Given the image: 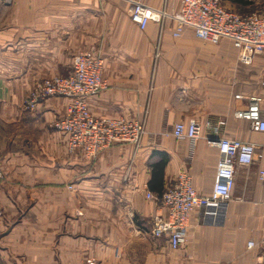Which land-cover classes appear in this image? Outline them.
I'll return each instance as SVG.
<instances>
[{"label": "crops", "instance_id": "crops-1", "mask_svg": "<svg viewBox=\"0 0 264 264\" xmlns=\"http://www.w3.org/2000/svg\"><path fill=\"white\" fill-rule=\"evenodd\" d=\"M142 1L172 14L182 4ZM129 9V0H0V264H264V249L248 248L264 234V133L235 116L251 96L264 98V55L244 65L231 40L211 44L191 28L176 38L172 19L142 30ZM92 48L108 84L87 98L92 115L138 120L147 132L139 148L117 144L95 161L71 153L52 127L70 99L22 109L38 82L71 75ZM191 121L203 138L176 139L175 124ZM207 121H225L219 136L255 144L257 156L238 166L223 223L195 210L186 245L174 250L152 235L165 211L146 193L162 194L188 171L198 194H212L220 152L205 138Z\"/></svg>", "mask_w": 264, "mask_h": 264}, {"label": "built area", "instance_id": "built-area-1", "mask_svg": "<svg viewBox=\"0 0 264 264\" xmlns=\"http://www.w3.org/2000/svg\"><path fill=\"white\" fill-rule=\"evenodd\" d=\"M129 3L131 20L142 30L150 22L162 26L167 19H172L176 22L174 37H181L186 28H191L197 38L211 44H219L223 39L231 40L244 65H252L256 56L264 55V16L258 13H241L223 0H182L180 11L173 14L165 8L150 7L142 0H129ZM103 71L102 52L92 48L76 57L71 75L38 82L22 104L23 111L34 113L51 98L70 99L66 115L57 119L52 127L68 135L71 153L81 150L92 161L117 144L129 143L139 148L147 133L145 123L138 120L96 118L92 115L87 98L107 89ZM261 85L264 88V76ZM236 98L243 99L240 95ZM235 116L248 121L252 131L264 133V98L251 96L248 106L237 111ZM225 125V121H207L205 124L212 134L205 138L220 152L211 195L197 193L188 171L180 172L162 194L146 193L147 200L157 202L165 211V214L153 217L152 235L156 239H167L174 250L186 245L190 217L195 210L200 211L206 223H223L226 208L233 197L238 166H249L256 159L255 144L219 136ZM202 130L199 122L191 121L175 124L172 133L176 139H188L194 144L203 138ZM259 178L264 181V171L260 172ZM3 221L4 211L0 207V230ZM256 247L264 249V234L260 241L249 242V249Z\"/></svg>", "mask_w": 264, "mask_h": 264}, {"label": "rangeland", "instance_id": "rangeland-1", "mask_svg": "<svg viewBox=\"0 0 264 264\" xmlns=\"http://www.w3.org/2000/svg\"><path fill=\"white\" fill-rule=\"evenodd\" d=\"M252 3L248 7L233 6L228 4L230 7L240 10L241 13H251L255 12L264 16V0H250ZM228 43L221 45V47L227 48Z\"/></svg>", "mask_w": 264, "mask_h": 264}, {"label": "trees", "instance_id": "trees-1", "mask_svg": "<svg viewBox=\"0 0 264 264\" xmlns=\"http://www.w3.org/2000/svg\"><path fill=\"white\" fill-rule=\"evenodd\" d=\"M228 4L229 1L233 6L248 7L252 2L250 0H223Z\"/></svg>", "mask_w": 264, "mask_h": 264}]
</instances>
